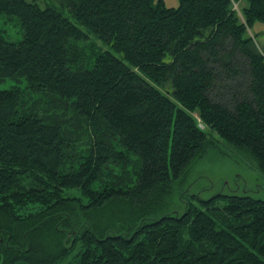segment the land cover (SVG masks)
<instances>
[{"label": "trees", "instance_id": "obj_1", "mask_svg": "<svg viewBox=\"0 0 264 264\" xmlns=\"http://www.w3.org/2000/svg\"><path fill=\"white\" fill-rule=\"evenodd\" d=\"M238 1L0 0V83L26 79L0 87V264H264V199L180 189L212 133L264 173V0Z\"/></svg>", "mask_w": 264, "mask_h": 264}, {"label": "rangeland", "instance_id": "obj_2", "mask_svg": "<svg viewBox=\"0 0 264 264\" xmlns=\"http://www.w3.org/2000/svg\"><path fill=\"white\" fill-rule=\"evenodd\" d=\"M165 2L171 7L179 5V0H165ZM41 4L45 5L44 2H41ZM247 4L248 0H239L235 3V8L241 11ZM53 5L61 7L59 4ZM64 11L72 17L67 9H64ZM81 27L88 31L84 26ZM2 29L4 37L8 40L17 41L23 36L20 25L15 22L5 26L2 25ZM250 33L257 34L258 38L263 40L264 21H255ZM89 35V40L96 43L98 49L100 48L103 51L111 49L109 45L104 44L93 33H89ZM12 85L23 87L26 85V79H9L0 83L1 88ZM212 134L215 140L189 166L183 182L180 183V189L187 190V194H197L202 198H208L216 193H225L248 194L264 199V173L261 171L257 159L248 151L237 149L228 144L223 138L214 133ZM178 195L172 196L174 202L175 199L178 201ZM180 203L182 201H179L176 205L180 206L181 209Z\"/></svg>", "mask_w": 264, "mask_h": 264}]
</instances>
